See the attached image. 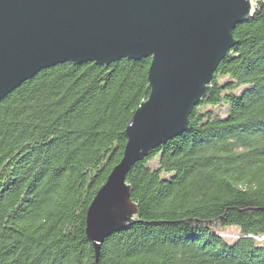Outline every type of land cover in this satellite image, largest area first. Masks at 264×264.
Masks as SVG:
<instances>
[{
  "label": "trees",
  "instance_id": "trees-1",
  "mask_svg": "<svg viewBox=\"0 0 264 264\" xmlns=\"http://www.w3.org/2000/svg\"><path fill=\"white\" fill-rule=\"evenodd\" d=\"M255 2L191 128L128 172L140 216L97 258L86 211L149 94L150 57L59 63L0 102V264H264V0ZM229 227L237 237L221 234Z\"/></svg>",
  "mask_w": 264,
  "mask_h": 264
},
{
  "label": "water",
  "instance_id": "water-1",
  "mask_svg": "<svg viewBox=\"0 0 264 264\" xmlns=\"http://www.w3.org/2000/svg\"><path fill=\"white\" fill-rule=\"evenodd\" d=\"M255 0H0V102L63 62L108 65L150 57L149 94L124 129L123 154L86 212L95 258L104 239L138 221L126 176L156 146L191 128L233 29Z\"/></svg>",
  "mask_w": 264,
  "mask_h": 264
},
{
  "label": "rangeland",
  "instance_id": "rangeland-1",
  "mask_svg": "<svg viewBox=\"0 0 264 264\" xmlns=\"http://www.w3.org/2000/svg\"><path fill=\"white\" fill-rule=\"evenodd\" d=\"M134 113V112H133ZM123 154V153H122ZM122 157V156H121ZM121 159V158H120ZM142 160V159H141ZM140 161V160H139ZM119 162V161H118ZM138 162V161H137ZM117 164V163H116ZM127 181V180H126ZM87 212V211H86ZM85 220H86V217H85ZM85 228H86V226H85ZM86 231V230H85ZM238 229L236 228V227H229V228H224V229H222L221 230V234L223 235V236H227L228 238H231V239H233V238H235V237H237V235H238ZM262 238V237H261ZM260 238V239H261Z\"/></svg>",
  "mask_w": 264,
  "mask_h": 264
},
{
  "label": "bare ground",
  "instance_id": "bare-ground-1",
  "mask_svg": "<svg viewBox=\"0 0 264 264\" xmlns=\"http://www.w3.org/2000/svg\"><path fill=\"white\" fill-rule=\"evenodd\" d=\"M264 238V236H262V238L261 239H263ZM105 240V239H104Z\"/></svg>",
  "mask_w": 264,
  "mask_h": 264
}]
</instances>
